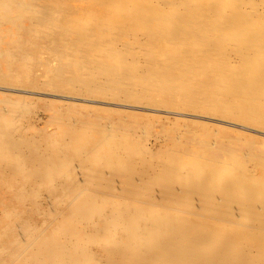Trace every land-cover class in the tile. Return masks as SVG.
I'll use <instances>...</instances> for the list:
<instances>
[{"label":"bare ground","instance_id":"6f19581e","mask_svg":"<svg viewBox=\"0 0 264 264\" xmlns=\"http://www.w3.org/2000/svg\"><path fill=\"white\" fill-rule=\"evenodd\" d=\"M256 135L264 0H0V264H264Z\"/></svg>","mask_w":264,"mask_h":264},{"label":"rangeland","instance_id":"374dc122","mask_svg":"<svg viewBox=\"0 0 264 264\" xmlns=\"http://www.w3.org/2000/svg\"><path fill=\"white\" fill-rule=\"evenodd\" d=\"M129 111H131V110H129ZM138 113H140V112H138ZM152 115L155 116V117H158L157 114H152ZM162 117H164V118H162ZM177 118L178 117L175 116V115H161V119H163V120H173V119H177ZM179 119L187 120L185 118H179ZM187 121H188L189 124H192L194 126H197V125L203 123L200 120H191V119H189ZM208 125H210L212 128L217 129V131H219L220 134L224 135L225 138H228V139L236 138V134H234L232 131H230L228 129L222 130L221 129L222 127L220 125H218V124L210 123ZM182 137H184V136L182 135ZM263 139L264 138L262 136L256 135V136H254L253 140L256 143L257 147H258V146H261L263 144V141H264ZM230 201H231L232 204H237L239 199L236 196H232ZM246 251H247V249H246ZM247 253H248V251H247Z\"/></svg>","mask_w":264,"mask_h":264}]
</instances>
